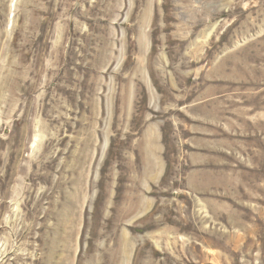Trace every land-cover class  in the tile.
Segmentation results:
<instances>
[{
	"label": "rangeland",
	"instance_id": "rangeland-1",
	"mask_svg": "<svg viewBox=\"0 0 264 264\" xmlns=\"http://www.w3.org/2000/svg\"><path fill=\"white\" fill-rule=\"evenodd\" d=\"M0 264H264V0H0Z\"/></svg>",
	"mask_w": 264,
	"mask_h": 264
}]
</instances>
